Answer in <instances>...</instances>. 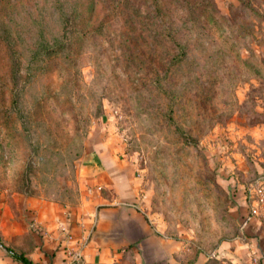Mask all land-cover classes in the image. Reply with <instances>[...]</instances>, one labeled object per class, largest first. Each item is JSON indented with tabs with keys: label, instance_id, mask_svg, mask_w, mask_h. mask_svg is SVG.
I'll return each instance as SVG.
<instances>
[{
	"label": "rangeland",
	"instance_id": "1",
	"mask_svg": "<svg viewBox=\"0 0 264 264\" xmlns=\"http://www.w3.org/2000/svg\"><path fill=\"white\" fill-rule=\"evenodd\" d=\"M97 147L183 264H232L264 192V0H2L0 193L74 206Z\"/></svg>",
	"mask_w": 264,
	"mask_h": 264
},
{
	"label": "crops",
	"instance_id": "2",
	"mask_svg": "<svg viewBox=\"0 0 264 264\" xmlns=\"http://www.w3.org/2000/svg\"><path fill=\"white\" fill-rule=\"evenodd\" d=\"M104 151L97 147L83 156L74 206L0 193V264H22L2 246L31 264H65L66 235L72 241L88 236L82 264H183L180 241L166 237L161 224L144 213L133 165L105 160ZM236 202L241 239L223 243L218 257L232 264L264 263V223L249 217L244 197Z\"/></svg>",
	"mask_w": 264,
	"mask_h": 264
},
{
	"label": "built area",
	"instance_id": "3",
	"mask_svg": "<svg viewBox=\"0 0 264 264\" xmlns=\"http://www.w3.org/2000/svg\"><path fill=\"white\" fill-rule=\"evenodd\" d=\"M248 192V198L252 199L250 201L249 217L264 221V192L260 188H255ZM87 239L88 236L86 235L72 241L71 237L66 235L67 244L63 249L65 264H82V251L86 246Z\"/></svg>",
	"mask_w": 264,
	"mask_h": 264
},
{
	"label": "trees",
	"instance_id": "4",
	"mask_svg": "<svg viewBox=\"0 0 264 264\" xmlns=\"http://www.w3.org/2000/svg\"><path fill=\"white\" fill-rule=\"evenodd\" d=\"M2 0H0V2H1ZM126 3V2H125ZM175 46H176V44H175ZM4 249H5V251L11 256V258H13L14 260H16V261H19L20 263H22V264H31L26 258H24L22 255H18V254H15V253H13L12 251H10L8 248H6V247H4V246H2ZM262 264H264V263H262Z\"/></svg>",
	"mask_w": 264,
	"mask_h": 264
}]
</instances>
